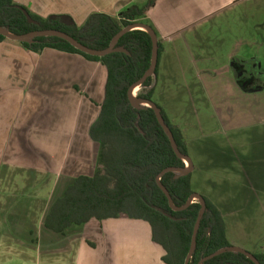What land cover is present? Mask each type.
I'll return each mask as SVG.
<instances>
[{
  "label": "crops",
  "instance_id": "obj_1",
  "mask_svg": "<svg viewBox=\"0 0 264 264\" xmlns=\"http://www.w3.org/2000/svg\"><path fill=\"white\" fill-rule=\"evenodd\" d=\"M144 1L15 0L43 18L68 15L78 26L92 13L116 17ZM169 10V1L159 0L148 12L145 21L156 36L178 28L177 20L164 24L158 18ZM170 48L162 46L153 101L163 99L158 80L169 79ZM106 77L104 66L77 54L34 53L16 41L0 42V264H166L163 248L143 220L126 215L92 219L65 235L45 227L51 206L67 187L95 173L100 146L90 139L89 129L99 114ZM186 93L191 104L209 102L204 94ZM163 111L172 118V111ZM172 125L187 146L193 190V178L206 175L210 164L197 155L193 161L192 140L181 125ZM226 235L229 241L227 227Z\"/></svg>",
  "mask_w": 264,
  "mask_h": 264
},
{
  "label": "trees",
  "instance_id": "obj_2",
  "mask_svg": "<svg viewBox=\"0 0 264 264\" xmlns=\"http://www.w3.org/2000/svg\"><path fill=\"white\" fill-rule=\"evenodd\" d=\"M158 1L145 0L126 8L116 17L92 13L78 26L68 15L43 18L15 0H0V28L15 36L57 30L85 47L106 50L127 26L135 23L147 25L145 19L148 12ZM23 10L28 12L34 23H29ZM6 40L8 38L0 34V42ZM18 43L34 53L53 49L77 54L88 61L100 63L107 72L99 114L89 129L90 139L100 146L95 173L91 177L80 176L67 187L51 206L45 227L65 235L69 228L87 224L92 219L103 221L126 215L150 225L153 241L165 252L162 258L164 263L184 264L201 206L194 201L185 210L175 211L159 187L158 178L161 176L160 183L168 191L172 205L181 208L194 193L191 173L182 175L179 172L186 164L173 151L154 111L149 107L133 108L127 95L150 68L152 42L149 34L141 29L123 34L116 47L124 48L128 54L114 52L104 57L85 54L57 37H35ZM160 54L158 41V61ZM156 76L157 67L154 75L142 85L149 90L138 98L154 102L152 85ZM157 107L180 153L189 157L181 131ZM165 170L167 172L161 175ZM203 198L206 211L198 228L196 249L189 264H254L244 254L227 250L233 246L227 239L222 214L215 204ZM222 249L226 250L202 262ZM253 255L259 264H264V254Z\"/></svg>",
  "mask_w": 264,
  "mask_h": 264
},
{
  "label": "rangeland",
  "instance_id": "obj_3",
  "mask_svg": "<svg viewBox=\"0 0 264 264\" xmlns=\"http://www.w3.org/2000/svg\"><path fill=\"white\" fill-rule=\"evenodd\" d=\"M168 1L158 18L178 28L157 37L161 52L172 49V70L153 103L172 111L193 161L210 164L193 190L218 207L233 247L264 254V0ZM138 87L137 97L149 90ZM185 90L209 102L191 104Z\"/></svg>",
  "mask_w": 264,
  "mask_h": 264
},
{
  "label": "water",
  "instance_id": "obj_4",
  "mask_svg": "<svg viewBox=\"0 0 264 264\" xmlns=\"http://www.w3.org/2000/svg\"><path fill=\"white\" fill-rule=\"evenodd\" d=\"M23 14L26 16V18L29 21V23H34L33 19L30 17V15L28 14V12L26 10H23ZM135 29L144 30L151 37V42H152V60H151V65H150V68H149L148 72L142 77V79L140 81H138L136 84H134L129 89L128 94H127L128 95V100H129L131 106L133 108H135V109H139L141 107H149V108H151L154 111V113H155V115L157 117L159 125L162 127V129L167 134V137H168V139L170 141V144H171V147H172L173 151L175 152V154L179 158H182L184 161L185 160L187 161V166L184 169L179 170V172L182 175H188L193 170L192 162H191V160H190V158L188 156H183L180 153V151L178 149V146H177V144L175 142L174 136H173L171 130L169 129V127L164 122V120H163V118H162V116L160 114L159 108L153 102L147 101V100H144V99H140L137 96L133 95L134 88H136L139 85L142 86L143 83L150 76H153L154 73H155L156 67H157V62H158V40H157L156 33L153 31V29L151 27H149L147 25H144V24H138V23L131 24V25L127 26L126 28H124L119 33V35L113 40V42L110 45V47L108 49H106V50H95V49H90L88 47H85V46L81 45L80 43H78L74 38H72L68 34L60 32V31H57V30L38 31V32H33V33H30V34L23 35V36H15V35L7 32V31H5L4 29L0 28V34L4 35L9 40L16 41V42H25V41L30 40V39L35 38V37H57V38L65 40L71 46H73L75 49H77V50H79V51H81V52H83L85 54H88V55L94 56V57H104V56L109 55V54L114 53V52H122V53L128 54V52L124 48H117L116 47V43H117V41H118L120 36H122L123 34L129 32L131 30H135ZM144 104H146L148 106H145ZM166 172H167V170H165L161 175H163ZM160 177L158 178V185L163 190V192L166 195L169 203L171 204L172 208L175 211L185 210L195 200H198V202L200 203L201 208H200L199 216L197 218L196 225H195V228H194L190 249H189V252H188V254L186 256V259H185V262H184V264H189L193 254L195 252V249H196V235H197V232H198V228L200 226L201 219H202V217H203V215H204V213L206 211V203H205L204 198L201 195H199L197 193H193L190 196V198L187 201V203L185 204V206H183L181 208H175L172 205V200H171V197H170L168 191L160 183ZM225 250L226 249H222V250H219V251L215 252L211 256L203 259L202 262H204V261H206V260H208V259H210V258H212L214 256H217V255L223 253ZM227 250L228 251H232V252L242 253L248 259H250L254 264H259L257 258L254 255H252V254H250V253H248V252H246V251H244L242 249H238V248H235V247H230Z\"/></svg>",
  "mask_w": 264,
  "mask_h": 264
},
{
  "label": "bare ground",
  "instance_id": "obj_5",
  "mask_svg": "<svg viewBox=\"0 0 264 264\" xmlns=\"http://www.w3.org/2000/svg\"><path fill=\"white\" fill-rule=\"evenodd\" d=\"M138 88H139L138 86H137L136 88H134V90H133V95H134V96L136 95L135 92L138 91ZM144 105H145V106H148V105H146V104H144Z\"/></svg>",
  "mask_w": 264,
  "mask_h": 264
}]
</instances>
